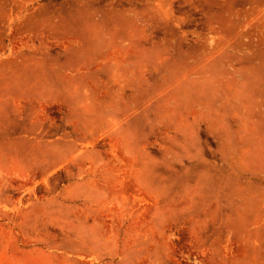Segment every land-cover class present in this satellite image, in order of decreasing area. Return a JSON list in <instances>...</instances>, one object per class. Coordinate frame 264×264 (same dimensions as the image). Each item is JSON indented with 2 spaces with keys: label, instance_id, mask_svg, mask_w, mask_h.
Returning <instances> with one entry per match:
<instances>
[{
  "label": "rangeland",
  "instance_id": "1",
  "mask_svg": "<svg viewBox=\"0 0 264 264\" xmlns=\"http://www.w3.org/2000/svg\"><path fill=\"white\" fill-rule=\"evenodd\" d=\"M0 264H264V0H0Z\"/></svg>",
  "mask_w": 264,
  "mask_h": 264
}]
</instances>
